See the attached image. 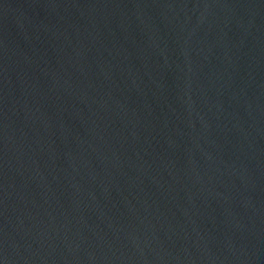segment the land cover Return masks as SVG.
<instances>
[{
	"label": "water",
	"instance_id": "obj_1",
	"mask_svg": "<svg viewBox=\"0 0 264 264\" xmlns=\"http://www.w3.org/2000/svg\"><path fill=\"white\" fill-rule=\"evenodd\" d=\"M0 264H264V0H0Z\"/></svg>",
	"mask_w": 264,
	"mask_h": 264
}]
</instances>
